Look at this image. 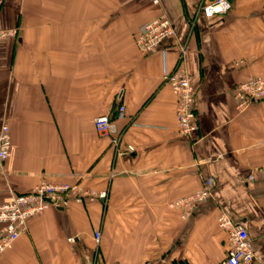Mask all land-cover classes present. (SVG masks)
<instances>
[{"label":"crops","instance_id":"0c3cea01","mask_svg":"<svg viewBox=\"0 0 264 264\" xmlns=\"http://www.w3.org/2000/svg\"><path fill=\"white\" fill-rule=\"evenodd\" d=\"M0 0V203L42 181L107 191L106 199L51 207L0 264H218L226 212L248 230L264 264V100L238 109L237 87L264 77V0ZM167 15L176 36L144 56L140 28ZM187 47L198 130L179 133L177 97L164 75ZM124 106L125 115L118 109ZM109 115L114 132L95 119ZM116 140V141H115ZM214 178L209 199L184 219L173 204ZM101 232V241L95 232Z\"/></svg>","mask_w":264,"mask_h":264},{"label":"built area","instance_id":"2783aa9c","mask_svg":"<svg viewBox=\"0 0 264 264\" xmlns=\"http://www.w3.org/2000/svg\"><path fill=\"white\" fill-rule=\"evenodd\" d=\"M161 0H153L159 5ZM231 7L229 0H212L205 6L207 15L225 13ZM17 31L0 29V40L15 37ZM176 31L171 19L161 15L143 25L136 38V46L140 53L147 56L157 50L168 38H174ZM187 47L180 46L178 64L173 71L164 75V82L171 86L177 97L176 116L179 133L190 137L198 130L197 121V89L192 77L185 67ZM238 109L244 110L255 101L264 100V77H251L241 83L236 91ZM120 117L125 115V107L118 109ZM95 128L101 135L114 132V124L109 115H101L95 119ZM116 141V140H115ZM14 144L7 123L0 131V162L8 161L13 154ZM264 175V165L258 167L248 176L250 182H255ZM215 180L209 177L203 181L201 189L176 201L173 205L180 208L184 219L190 218L194 211L212 195ZM107 191L85 189L78 184L51 183L42 181L34 189L25 194H14L5 202L0 203V256L27 231L31 220L42 216L51 207L66 208L71 202L82 203L86 200L106 199ZM217 224L220 230L228 235V252L224 260L218 264H253L255 254L248 230L237 225L226 213L221 212ZM95 240L99 244L101 232H95Z\"/></svg>","mask_w":264,"mask_h":264},{"label":"water","instance_id":"95a60500","mask_svg":"<svg viewBox=\"0 0 264 264\" xmlns=\"http://www.w3.org/2000/svg\"><path fill=\"white\" fill-rule=\"evenodd\" d=\"M234 0H229L230 3H233Z\"/></svg>","mask_w":264,"mask_h":264}]
</instances>
